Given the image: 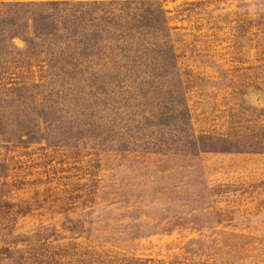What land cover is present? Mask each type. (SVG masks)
I'll list each match as a JSON object with an SVG mask.
<instances>
[{
	"label": "rangeland",
	"instance_id": "1",
	"mask_svg": "<svg viewBox=\"0 0 264 264\" xmlns=\"http://www.w3.org/2000/svg\"><path fill=\"white\" fill-rule=\"evenodd\" d=\"M61 1L122 0H0V18ZM160 1L195 133L258 146L188 156L0 137V264H264V0ZM11 43L12 77L41 84L44 55Z\"/></svg>",
	"mask_w": 264,
	"mask_h": 264
},
{
	"label": "trees",
	"instance_id": "2",
	"mask_svg": "<svg viewBox=\"0 0 264 264\" xmlns=\"http://www.w3.org/2000/svg\"><path fill=\"white\" fill-rule=\"evenodd\" d=\"M169 30L160 0L11 4L0 18V137L11 141L18 131L25 144L44 134L60 133L55 143L66 144L101 137L114 151L188 156L258 146L195 133ZM17 37L26 53L44 55L41 84L12 77ZM107 112L117 116L104 121Z\"/></svg>",
	"mask_w": 264,
	"mask_h": 264
}]
</instances>
